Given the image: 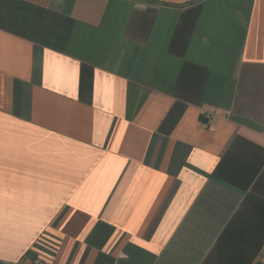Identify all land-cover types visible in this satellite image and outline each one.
<instances>
[{"label": "crops", "instance_id": "1", "mask_svg": "<svg viewBox=\"0 0 264 264\" xmlns=\"http://www.w3.org/2000/svg\"><path fill=\"white\" fill-rule=\"evenodd\" d=\"M264 264V0H0V264Z\"/></svg>", "mask_w": 264, "mask_h": 264}, {"label": "built area", "instance_id": "2", "mask_svg": "<svg viewBox=\"0 0 264 264\" xmlns=\"http://www.w3.org/2000/svg\"><path fill=\"white\" fill-rule=\"evenodd\" d=\"M36 264H47V263L42 262V261H38Z\"/></svg>", "mask_w": 264, "mask_h": 264}]
</instances>
